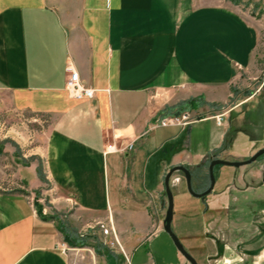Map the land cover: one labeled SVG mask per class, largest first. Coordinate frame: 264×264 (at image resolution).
Returning a JSON list of instances; mask_svg holds the SVG:
<instances>
[{
  "label": "crops",
  "instance_id": "obj_1",
  "mask_svg": "<svg viewBox=\"0 0 264 264\" xmlns=\"http://www.w3.org/2000/svg\"><path fill=\"white\" fill-rule=\"evenodd\" d=\"M258 43V29L229 0H0L2 106L53 120L43 151L23 154L16 187L0 191V264H72L70 246L81 244L62 208L44 213L34 199L48 181L60 207L94 220L83 229L113 228L125 253L98 243L95 264H126L124 255L128 264H157L150 246L166 233V172L184 165L200 187L211 160H245L263 148L264 92L252 117L239 113L256 95L228 107L221 123L212 113L186 125L159 118L191 99L228 103ZM67 68L92 98L69 93ZM230 166H214L204 197L176 174L174 200H201L211 212L204 264H264V205L252 203H264V154Z\"/></svg>",
  "mask_w": 264,
  "mask_h": 264
},
{
  "label": "rangeland",
  "instance_id": "obj_2",
  "mask_svg": "<svg viewBox=\"0 0 264 264\" xmlns=\"http://www.w3.org/2000/svg\"><path fill=\"white\" fill-rule=\"evenodd\" d=\"M242 15H244L259 31V43L254 53V65L253 67L241 74L240 82H237L232 91L234 96L224 106L209 105L207 106L204 100L191 99L180 102V105L174 110H168V114L159 118L176 115L179 118L184 113H188L189 118L187 123L203 115L215 114L223 117L228 107L239 103L241 100L247 99L250 96L256 95L250 103L241 108L239 114L245 113L248 117H252L253 105L258 101L260 94L264 92V0H229ZM2 98L0 95V191L14 189L19 182L17 173L21 169L22 155L25 154L28 159L34 158L35 146L40 147V152L43 151L45 146V138L49 127L52 125L53 120L43 114H35L28 112H17L10 108L2 106ZM185 103V104H184ZM257 104V103H256ZM207 106V107H206ZM260 110V108H257ZM263 108H261L262 110ZM243 111V112H242ZM182 124V125H186ZM26 163V162H24ZM225 168L231 169L230 165H224ZM40 172L43 171V161L39 160ZM176 174H183L182 171L175 172ZM184 185V181H181ZM192 188L196 191L198 186L195 180L191 178ZM207 186V185H206ZM58 194L56 188L48 181L45 183L42 189L38 190L34 194V199H40L44 204L43 208L47 209V213L50 212L52 204L60 212L62 208L63 215L62 223L65 229H68L76 234V240L80 243V246H70L72 264H95V258H98V252L100 247L104 250L117 249L121 253H125L119 240L117 239L111 225H100L102 229H99L97 225L93 227H83L86 224L94 221L90 217L78 216L74 217L73 209L65 207L63 209V200L56 199ZM56 199V201H54ZM199 200V199H198ZM255 207L264 205L259 199H253ZM185 208L184 210L183 207ZM210 211L207 205L201 200L196 204L184 203L180 204L177 200H174V216L172 221V228L184 247L192 253L199 264H204L206 260V254L210 251L211 244L206 241V226L210 222ZM180 225L177 226L178 224ZM99 229V230H98ZM89 230V231H88ZM85 232H91L87 235ZM95 236L96 238H94ZM163 237L156 238L151 243L152 256L158 259L160 264V258L168 257L172 259L173 264H185L179 263L174 259V250H177L172 238L166 232ZM100 247L97 248V244ZM94 247H96L94 250ZM213 259V258H210ZM126 264L129 263L127 257L124 255L122 260Z\"/></svg>",
  "mask_w": 264,
  "mask_h": 264
},
{
  "label": "water",
  "instance_id": "obj_3",
  "mask_svg": "<svg viewBox=\"0 0 264 264\" xmlns=\"http://www.w3.org/2000/svg\"><path fill=\"white\" fill-rule=\"evenodd\" d=\"M264 154V147L259 149L257 152H255L252 156L245 160H226V159H221V158H215L211 160L209 164V177H210V185L209 187L203 191V192H197L192 188L191 185V178H192V173L191 171L184 165H176L170 168L166 174H165V188H166V193H167V198H168V206L166 210V215L164 219V229L165 231L170 235L172 238L175 246L177 249L182 253V255L191 263V264H199L198 261L194 258V256L184 247L182 242L180 241L179 237L176 235L172 228V221H173V216H174V195L171 190L170 186V179L172 175L177 172V171H182L184 173V177L186 179L187 183V188L189 192L196 196V197H204L207 194H209L214 185H215V174H214V166L218 164L222 165H232V166H241L245 164H250L254 161H256L261 155Z\"/></svg>",
  "mask_w": 264,
  "mask_h": 264
},
{
  "label": "built area",
  "instance_id": "obj_4",
  "mask_svg": "<svg viewBox=\"0 0 264 264\" xmlns=\"http://www.w3.org/2000/svg\"><path fill=\"white\" fill-rule=\"evenodd\" d=\"M67 88L69 93L76 98H92L94 96V89L85 87L82 84L79 72L74 68H67ZM189 118L188 113H184L181 118L176 115L161 118L159 124L163 126L186 124ZM217 122H222V117H217ZM44 213H47V209L44 208Z\"/></svg>",
  "mask_w": 264,
  "mask_h": 264
},
{
  "label": "flooded vegetation",
  "instance_id": "obj_5",
  "mask_svg": "<svg viewBox=\"0 0 264 264\" xmlns=\"http://www.w3.org/2000/svg\"><path fill=\"white\" fill-rule=\"evenodd\" d=\"M201 185H202V186L198 187V191H199V192H203V191H205V190L209 187L210 182H209V184H208L207 186H206V182L201 183Z\"/></svg>",
  "mask_w": 264,
  "mask_h": 264
},
{
  "label": "trees",
  "instance_id": "obj_6",
  "mask_svg": "<svg viewBox=\"0 0 264 264\" xmlns=\"http://www.w3.org/2000/svg\"><path fill=\"white\" fill-rule=\"evenodd\" d=\"M185 104V103H184ZM40 173V176L42 177V175H41V172H39Z\"/></svg>",
  "mask_w": 264,
  "mask_h": 264
}]
</instances>
